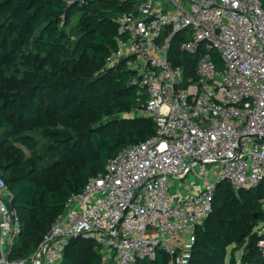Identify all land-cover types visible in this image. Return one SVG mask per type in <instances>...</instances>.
<instances>
[{"label": "built area", "instance_id": "built-area-1", "mask_svg": "<svg viewBox=\"0 0 264 264\" xmlns=\"http://www.w3.org/2000/svg\"><path fill=\"white\" fill-rule=\"evenodd\" d=\"M64 1L81 6L97 0ZM107 1L130 10L115 19L118 36L106 68L133 73L156 135L122 150L73 193L27 258L13 257L21 217L0 174V264H62L78 238L98 243L102 264H137L159 252L169 257L167 264H190L195 234L211 216L219 184L226 181L238 193L264 182L260 0ZM178 37L181 52L198 57L188 82L171 58ZM193 180L199 188L184 194ZM258 248L264 256V238Z\"/></svg>", "mask_w": 264, "mask_h": 264}, {"label": "trees", "instance_id": "trees-1", "mask_svg": "<svg viewBox=\"0 0 264 264\" xmlns=\"http://www.w3.org/2000/svg\"><path fill=\"white\" fill-rule=\"evenodd\" d=\"M80 9L85 28L70 41L65 23ZM126 10L128 4L107 0L81 6L64 0H0V174L22 224L13 257L31 256L70 196L105 172L111 159L156 135L155 122L143 114L128 126L102 124L105 117L143 111L147 101L132 72L123 66L106 68L118 36L115 19ZM102 20L115 30L104 33L92 27ZM180 38L171 58L188 82L195 78L198 57L181 52ZM211 53L221 69L220 55ZM261 190L264 182L238 193L226 181L219 184L211 216L197 230L190 264L224 262L229 246L244 243V264H264L258 248L264 233L255 231L264 222ZM168 260L159 252L137 264ZM62 264H102L98 243L74 239Z\"/></svg>", "mask_w": 264, "mask_h": 264}, {"label": "rangeland", "instance_id": "rangeland-1", "mask_svg": "<svg viewBox=\"0 0 264 264\" xmlns=\"http://www.w3.org/2000/svg\"><path fill=\"white\" fill-rule=\"evenodd\" d=\"M84 15L83 10H79L75 15H73L67 22L65 23V30L67 33V38L72 41L78 38V34L82 33L84 31L85 25H84ZM93 28H100L101 31L104 33H112L115 30V26L112 23H109L108 21H99L95 26H92ZM143 114V115H142ZM146 116L143 111H132L127 114H118L117 116L112 117H105L102 121V124H108L112 123V121H115L117 123H120L121 126H128L133 119L139 117V116ZM122 120V121H120ZM199 188V181L193 180L192 184H189L185 187L186 190H184V194L189 193H195L197 189ZM234 191V190H233ZM262 193L263 190H261ZM183 192V191H182ZM234 193H237L234 191ZM240 194H236V196H239ZM257 219V216H256ZM259 235H262L264 233V222L260 223L258 227L255 230ZM197 240V232L195 234V241ZM194 241V242H195ZM248 253V243H244L243 245L237 247V245H231L228 247V256L225 259L224 262L215 260L213 262H209L207 264H244V258L247 256ZM201 264V263H198Z\"/></svg>", "mask_w": 264, "mask_h": 264}]
</instances>
